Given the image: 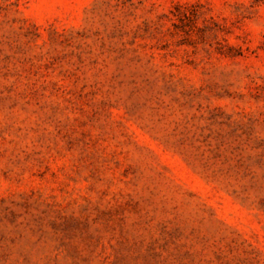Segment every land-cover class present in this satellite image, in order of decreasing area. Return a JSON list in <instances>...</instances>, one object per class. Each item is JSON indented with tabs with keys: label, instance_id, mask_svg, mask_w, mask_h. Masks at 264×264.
Segmentation results:
<instances>
[{
	"label": "rangeland",
	"instance_id": "1",
	"mask_svg": "<svg viewBox=\"0 0 264 264\" xmlns=\"http://www.w3.org/2000/svg\"><path fill=\"white\" fill-rule=\"evenodd\" d=\"M0 264H264V0H0Z\"/></svg>",
	"mask_w": 264,
	"mask_h": 264
}]
</instances>
